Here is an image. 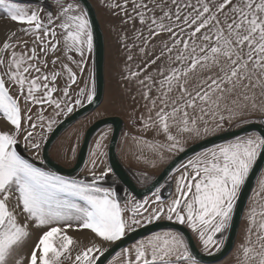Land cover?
Masks as SVG:
<instances>
[{"label": "snow or ice", "instance_id": "6c2138e0", "mask_svg": "<svg viewBox=\"0 0 264 264\" xmlns=\"http://www.w3.org/2000/svg\"><path fill=\"white\" fill-rule=\"evenodd\" d=\"M55 2L59 11L42 17L40 7L0 0L17 25L0 41V119L8 126L0 130V264H98L108 245L162 219L189 228L209 256L219 253L264 159V130L247 134L248 125H264V0H98L116 20L130 153L140 165L156 168L190 143L245 130L177 167L171 200L157 189L151 200L123 204L102 186L114 174L105 144L111 129L90 154V180L37 166L60 118L97 98L94 72L84 79L95 49L89 10L81 0ZM68 155L75 159V147ZM247 220L239 264H264V175ZM84 230L94 239L81 246L70 231ZM119 264L200 261L180 232L164 231L123 250Z\"/></svg>", "mask_w": 264, "mask_h": 264}, {"label": "water", "instance_id": "95a60500", "mask_svg": "<svg viewBox=\"0 0 264 264\" xmlns=\"http://www.w3.org/2000/svg\"><path fill=\"white\" fill-rule=\"evenodd\" d=\"M81 2L86 8H88L89 15L93 22L92 27L95 44L94 63L97 98L92 105L85 104L83 107L78 108L72 114L65 117L53 129V131L45 141L42 150V156L45 159L44 165L47 169H50L57 174L65 176L67 178L77 177L84 168L88 156L89 147L94 136L103 128L111 126L113 132L108 147L109 166L113 168V173L117 177L121 185L136 199L142 200L152 195L157 189H160L173 174L176 168L181 166L188 159L192 158V155L195 152L206 150L207 148L215 147L222 143L230 142L236 135L244 134L245 130L243 128H239L209 137L192 146H189L185 153H181L177 155L173 160H171L162 170V172L149 185L145 187H140L136 183L131 173L126 169V167H124L118 157L117 146L122 132L125 128V122L122 118L117 116L100 118L93 124H91V126L85 132L83 142L74 166L67 168L53 159V157L51 156V148L53 144L58 140V138L79 120L96 111L100 107L104 99L106 59L105 35L93 2L91 0H81ZM247 128V134H252L253 132L261 133L262 130H264V125L253 124L248 125ZM262 169H264V159L257 162V166L253 169V173L250 175L248 182L245 184L244 188L241 191L239 200L237 201L232 226L228 230L225 245L219 253H215L211 256L202 253L198 248L193 233L189 228L172 221L161 220L153 223L152 225H147L146 227L139 228L136 232L127 235L123 240L118 241L115 244L108 245V251L105 253L104 257H101V261L98 262V264H107L110 259H112L115 255H117L125 248L145 237L162 231L180 232L188 242L190 249L201 264H217L222 262L231 254L235 247L246 208L255 189L256 183L262 173Z\"/></svg>", "mask_w": 264, "mask_h": 264}, {"label": "rangeland", "instance_id": "374dc122", "mask_svg": "<svg viewBox=\"0 0 264 264\" xmlns=\"http://www.w3.org/2000/svg\"><path fill=\"white\" fill-rule=\"evenodd\" d=\"M91 1L93 2L94 6L97 10V14H98V17H99V20H100V23H101V26H102V29H103V32L105 35V41H106L108 85H107L106 97L104 95V99L106 98L105 104L107 101H109L112 92H114V94H115L116 92H119V89H120V93H119L120 97H118V98H120L118 101L119 102L118 106H120V108H117V106L116 107H114V106L110 107L109 106L110 109L108 110V112H109V114H112V115L113 114L121 115L126 120L125 128L123 130L122 136L120 138V143H119V151H122V150L124 151V150H127V148L129 147V145L131 143V141L128 139V134L132 132V128L130 125V121H129L127 112L125 110V105L122 103V90H121V86H119L120 81H119L118 74L120 72V67H121V53L119 50V44L117 42L116 33H114L112 30L113 26L116 24V20L113 17H111L103 8H101L99 6L98 0H91ZM15 2L21 4V6L27 7L29 10H34L37 7L42 8L43 9V11L41 12L42 17L46 16V14L49 11H51L54 15L59 11L58 5L56 4L55 0H15ZM16 27H17V25L15 23L9 21L6 18V15L4 14L3 10L0 9V41H3L5 38V35L9 34V30L15 29ZM88 74L89 73H87V71L84 73V79L85 80L88 78ZM60 83H62V81ZM115 84H116V86H115ZM73 88H75V85L73 86ZM105 92H106V85H105ZM103 102H104V100H103ZM102 104H101V106H102ZM101 106L96 111L92 112L91 114H89V115L85 116L84 118H82L81 120H79L77 123H75L72 127H70L67 131H65L58 138V140L53 144V146L51 148V156L53 157V159H55L56 161H58L60 164H62L63 166H65L67 168L74 166V164L77 160V156H78L80 147L82 145L86 130L91 126V124H93L95 121H97L99 118L102 117L103 107H101ZM78 108H80V107H78ZM78 108H76L75 110H77ZM33 111H35V109H33ZM67 116H65V117H67ZM65 117H61L60 122ZM57 125H55L53 127V129ZM7 127L8 126H7L6 122L3 119H0V130L7 129ZM109 129H111V131L108 133L107 139L105 140L106 151H107L109 140H110L111 135H112V127L111 126L103 128L94 136V138L90 144L87 160L85 162V165H84L82 172L77 177L71 178V179H84L86 177L89 180L91 179V177L88 176V166H89L90 154L94 150V146H95L96 141L100 138L101 135H103L105 132H108ZM236 129H239V128H233L231 130H236ZM222 133H224V132H222ZM50 134L51 133L47 134L45 141L47 140V138L49 137ZM218 134H220V133H218ZM148 135L150 136L151 134L149 133ZM249 135H251V134H249ZM200 141H196V143H198ZM196 143L195 142L190 143L189 146H192ZM73 147H75V149H76L75 159H71L68 155L69 150ZM19 150L24 155L31 158V153L25 150L23 144H21L19 146ZM41 155H42V152H41ZM174 157L175 156H172L168 160L167 163H165L163 165H159L156 168H152L150 166H147V167L144 166L143 167L142 165H139L138 167L134 166V167H129V169H127V168L126 169L129 172H131L132 176L134 177V179H136V182L138 183V185L140 187H145V186L149 185L162 172L164 167L171 160H173ZM36 163H37V166L45 167V165L44 164L41 165L39 163V161H36ZM107 164L109 166L108 158H107ZM183 164H185V162ZM102 186L115 189L117 192L118 198L121 200L122 204L128 198L133 197L132 195H129L130 193L121 185V183L119 182V180L117 179V177L114 174L110 175L108 178H106L102 182ZM256 187H257V183H256L255 188ZM152 195L150 197H147L146 199L151 200L152 198H154V197H152ZM251 197H252V195H251ZM169 200H171V199L166 200V202ZM139 201H141V200H139ZM250 205H251V198H250L248 206L246 208V211H245V214L243 217V221L241 223V227L239 230V234L237 237V241H236V244H235L233 251L225 260H223L222 262L217 263V264H239L238 255L240 254V245L244 242L246 229L248 227L247 212L250 208ZM70 234L72 236H74V238H76L80 242L81 246L89 244L94 239L93 235L91 233H89L87 230H84L83 232H72V231H70ZM34 239H35V236L33 237V240ZM121 253L122 252H119L117 255H115L112 259H110L107 262V264H119V257L122 255Z\"/></svg>", "mask_w": 264, "mask_h": 264}, {"label": "crops", "instance_id": "0c3cea01", "mask_svg": "<svg viewBox=\"0 0 264 264\" xmlns=\"http://www.w3.org/2000/svg\"><path fill=\"white\" fill-rule=\"evenodd\" d=\"M78 58V57H77ZM87 61H88V63H87V67H86V69H85V72L87 71V73H89V72H94V78H95V63H94V52L91 54V55H89L88 57H87ZM74 70H75V67H74ZM118 77H119V74H118ZM105 85H106V92H105V97H106V94H107V85H108V80H107V59H105ZM115 86H116V84H115ZM119 86H120V83H119ZM119 93H120V89H119V92H116L115 94H114V92H112V94H111V97H110V99H109V101H107L106 102V104H105V99H104V102H103V104H102V106L101 107H103V109H102V117L101 118H104V117H111V116H117V117H120V118H122L123 120H124V122H125V124H126V120L124 119V117L123 116H121V115H118V114H109V112H108V110L110 109V107L111 106H114V107H116L117 106V108H120V106H118V104H119V99L120 98H118V97H120V95H119ZM116 95V96H115ZM110 106V107H109ZM100 119V118H99ZM123 133V132H122ZM122 136V135H121ZM149 136V135H148ZM150 137V136H149ZM119 143H120V140H119ZM119 143H118V146H117V153H118V157H119V159H120V161L122 162V164L124 165V167H126L127 169H129V167H134V166H136V167H138L140 164L136 161V159H135V157H133L132 155H131V153H130V148H131V143H130V145H129V147L127 148V150H122V151H119ZM196 143V142H195ZM177 156V155H176ZM175 156V157H176ZM174 157V158H175ZM173 158V159H174ZM191 159V158H190ZM186 163V162H185ZM144 167V166H143ZM166 167V166H165ZM164 167V168H165ZM131 173V172H130ZM132 175V174H131ZM261 175H264V172H262L261 173ZM261 175H260V177H261ZM176 176H178V173H176V170L173 172V174L169 177V179L163 184V186L159 189L160 191H159V194H160V196H161V198L163 199V200H168V199H172V198H174V196L176 195V185H175V178H176ZM259 177V178H260ZM134 178V177H133ZM135 181H136V179H135ZM137 183V182H136ZM138 184V183H137ZM127 195V194H126ZM148 197H150V196H148ZM152 197H153V195H152ZM147 198V197H146ZM146 198H144V199H142V200H145ZM136 200H138V199H136ZM139 201V200H138ZM162 232H164V231H162ZM192 232V231H191ZM193 233V232H192ZM228 234V233H227ZM153 235V234H152ZM151 236V235H150ZM150 236H148V237H150ZM193 236H194V238H195V241H196V244H197V246H198V248L200 249V251L202 252V253H204V254H207V253H205L203 250H202V245H201V243H200V241H199V239H198V237L196 236V234L195 233H193ZM148 237H145V238H143V239H141V240H144V239H147ZM140 241V240H139ZM139 241H137L136 243H134V244H132V245H130L129 247H127V248H125V249H130V248H133ZM124 249V250H125ZM122 253H123V250L121 251ZM121 253V254H122ZM215 254V253H214Z\"/></svg>", "mask_w": 264, "mask_h": 264}, {"label": "bare ground", "instance_id": "6f19581e", "mask_svg": "<svg viewBox=\"0 0 264 264\" xmlns=\"http://www.w3.org/2000/svg\"><path fill=\"white\" fill-rule=\"evenodd\" d=\"M104 95H105V91H104ZM104 100V99H103ZM103 103V102H102ZM101 106V105H100ZM112 132H113V129H112ZM221 134V133H220ZM218 135V134H217ZM112 136V135H111ZM111 139V138H110ZM109 142H110V140H109ZM108 147H109V144H108ZM107 153H108V149H107ZM107 158H108V156H107Z\"/></svg>", "mask_w": 264, "mask_h": 264}]
</instances>
